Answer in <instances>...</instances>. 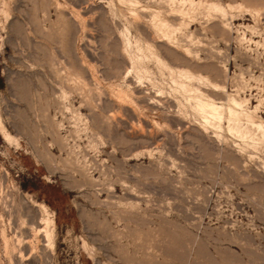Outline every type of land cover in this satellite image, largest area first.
<instances>
[{"label": "rangeland", "instance_id": "obj_1", "mask_svg": "<svg viewBox=\"0 0 264 264\" xmlns=\"http://www.w3.org/2000/svg\"><path fill=\"white\" fill-rule=\"evenodd\" d=\"M263 129L264 0H0V264H264Z\"/></svg>", "mask_w": 264, "mask_h": 264}, {"label": "bare ground", "instance_id": "obj_2", "mask_svg": "<svg viewBox=\"0 0 264 264\" xmlns=\"http://www.w3.org/2000/svg\"><path fill=\"white\" fill-rule=\"evenodd\" d=\"M209 11H210V9H209ZM189 79L192 80L194 78H193V76H189ZM214 88L217 89L218 87L214 86ZM193 93H198L199 94V95L195 96L194 99L196 100V107L198 108L200 113L202 112L205 115H213V116H221V115L225 114L224 112H222V113L220 112L221 108L219 106H217L216 103H214L211 100H205V98H203L202 92L198 88H196L193 91ZM232 102L234 104V107L241 108V104L238 101L232 100ZM227 115H230V117L232 119H234L235 122L237 123V122H240V121L238 120V117L234 118L235 115H248V114H246L244 111L237 113L236 110H234L233 107H229L228 110H227ZM263 134H264V129H263ZM48 223H49V225H51L53 223V221L48 219ZM46 236L51 241L52 233L50 232V230H49V232L48 231L46 232Z\"/></svg>", "mask_w": 264, "mask_h": 264}]
</instances>
